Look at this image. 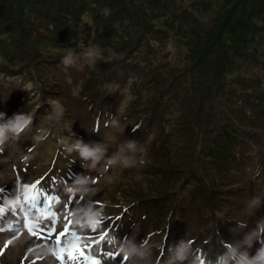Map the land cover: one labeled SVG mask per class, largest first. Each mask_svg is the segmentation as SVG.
<instances>
[{
    "label": "rangeland",
    "instance_id": "1",
    "mask_svg": "<svg viewBox=\"0 0 264 264\" xmlns=\"http://www.w3.org/2000/svg\"><path fill=\"white\" fill-rule=\"evenodd\" d=\"M58 1L0 0V21L7 13L16 18L7 19L0 26L7 28V21L16 22L10 35L26 49L23 40L27 34L21 27L25 25L24 30L38 27L31 16L38 19L43 16L48 23L46 27L49 26L46 31L51 33L52 15L62 13L60 20L68 23L69 30L83 34L77 40L96 46L107 59L102 61L94 54L88 58L93 66L86 67L85 58L72 51L69 64L45 71L39 82L46 96H54L47 98L52 107L46 103V111L43 107L36 111L35 118H39L28 136L21 132V127L28 119L25 116L32 114L22 112L25 105L18 93L20 82L3 79L0 83V264H69L67 257L76 248L87 249L93 243L96 247L91 259H98L100 264H193L196 259L203 264L204 247L210 255L216 253L206 241L195 242L199 244L185 252L183 261L170 256L159 262L158 248L141 239L145 233H151L150 240L156 239L154 232L160 226L147 219L155 212L146 201L138 203L142 209L139 215L147 213L139 227L132 226L138 220L129 218L124 228H120L128 231L125 235L113 237L111 230L108 238L103 239L115 216L113 211L120 210L116 207L120 203L116 199L117 191L135 200L148 196V189L154 195H165L177 190V183L187 176L195 186L185 193L171 194V199L176 198L175 202L184 204L188 212L197 214L201 220L219 218L231 204L230 220L224 229L234 243H242L245 234L264 217V188L254 184L243 171L231 169L234 161L229 160L234 156V146L242 139L238 123L243 129L255 130L248 132L254 142L248 147L251 151L259 148L258 155L264 156V120L260 117L264 110V36L259 43L249 41L254 32L264 33V0L248 1L252 15L245 12L244 5L232 13L233 5L244 0H96V3L87 0L88 5L77 16ZM67 1L76 9L81 5L75 0ZM41 9L46 11L45 15ZM236 15L251 24V32L242 21L232 24L226 20ZM167 16L174 22L168 26L160 22ZM181 20L187 23L188 30L175 37ZM222 22L231 28L229 32L218 30ZM127 23L132 26L129 30L125 29ZM163 29L169 30L168 35H162L166 33ZM7 41L10 43V39L2 43ZM77 47L79 51L84 49ZM128 51L136 57L131 61L141 65V73L128 72L120 78L115 60ZM226 53L232 56L230 60L224 59ZM225 65L230 73L224 72ZM32 75L35 79L36 72ZM253 84L258 92L262 90L257 97L250 93ZM24 86L27 93L36 92L31 82ZM53 90L55 93H51ZM81 92L86 98H81ZM167 93L173 94L170 102ZM108 102H116V112L111 106L107 110L109 117L122 120L119 134L114 137H111L113 130L104 125L106 118L101 105ZM128 113L132 114L131 118L141 117L151 128L144 131L140 125V130L132 131L138 122L126 119ZM55 118L65 133L63 145L69 146L75 139L82 141L72 151V160L62 166L68 167L63 178L52 177L40 183L38 187L42 186L46 195L30 202L34 195L31 186L41 180L44 171L34 167L39 148L33 150L34 137L30 133L48 134L47 138L52 139L54 128L47 130L46 126ZM152 121L154 124H150ZM220 128V138L231 134L233 143L219 145L215 138ZM128 133L134 139L130 148L120 142ZM53 149L50 140L38 157L51 155ZM219 156L225 157L223 166ZM230 170L235 180L229 175ZM235 185L243 189L236 190L237 194L227 191ZM256 197L260 198V205L250 208V201ZM51 220L57 221V233L67 226L75 235L58 237L45 232L49 238L43 247L30 251L33 237L23 230L18 237L19 231L31 226L50 227ZM186 220L178 234L185 239L193 238L190 232L199 231L194 226L196 219ZM240 224L246 227L240 228ZM257 247L258 244L249 251L254 255ZM130 248L139 249L144 255L131 260L122 256L121 250ZM61 255L65 256L63 262L59 259ZM79 264L88 261L80 260Z\"/></svg>",
    "mask_w": 264,
    "mask_h": 264
},
{
    "label": "trees",
    "instance_id": "2",
    "mask_svg": "<svg viewBox=\"0 0 264 264\" xmlns=\"http://www.w3.org/2000/svg\"><path fill=\"white\" fill-rule=\"evenodd\" d=\"M248 1L249 0H244V2L241 1L239 4L233 5L232 11L233 10L234 11L233 12L230 11V12L235 13L236 12V8H239L240 5H244L245 12L249 13V11H248V9H249L248 8L249 7L248 6L249 5ZM91 2L96 3V0H90V3ZM58 3H64L63 8L68 9L69 11L72 12V15H76V16L81 11V9H83V6H87L88 5L87 0H75L76 4L81 3L79 9H76L75 5L71 1L68 2L67 0H59ZM150 7L151 6H149L148 8L150 10H152L153 8L152 7L150 8ZM160 7L163 9L162 5ZM1 11H2V3H0V16H1ZM40 12L43 15L46 14V11H44V10H42ZM162 14H163V16L166 15V13L163 12V11H162ZM249 14L252 15L251 13H249ZM10 15H13V14H11V13L10 14H8V13L5 14L4 18H2V20L0 21V24L5 23V21L7 19H16V18L10 17ZM62 16H63L62 13H54L52 15L53 21L52 22L49 21V24L51 26H53V28L51 29V33H49L48 31H46V30L49 29V26L46 27L47 24H48V23L45 22L46 19L43 16H40L39 19H38V18H36L35 16L32 15L31 16L32 21L35 22L36 26H38V27H36V30H33L32 26L30 28L25 29V30H24V26L25 25L21 27V30L23 32L25 31L26 34H27L26 37L23 40L24 43L27 46L26 49L23 48L22 45H19V43H16L14 40H12V37L10 35V33L14 32V31H11V30L15 27L16 22H14L13 20L12 21H7V23H6L7 28L5 26H3V27L0 26V44L2 43V41L10 39V43L7 41V42H3L0 45V58L4 62V64L7 65V63L10 64V63H16V62L21 63V61H20L21 57L25 56L30 61H34V63H38L39 62L41 64V67L38 68L39 69L38 72H39L40 76L43 75L45 70H47L46 67L48 66V64H49V62L51 60L50 52H52L53 50H58L60 48L54 42V39H58V40H63L64 39L63 42H65L66 39L71 40L73 38L72 32H70L68 30L69 28L67 27L68 23L66 21L62 22L60 20V17H62ZM226 20H228V22L231 21L232 24H233V22H236V23L238 22V24H240L241 21H242V24H247V31L251 32V26H250L251 24L248 21H245L244 19L243 20L239 19V17L237 15L234 16L233 18L231 17L230 19H228L226 17ZM60 21H61V23H59ZM160 22H161V24L165 23L167 26L169 24H173L174 23L172 21H169V17L168 16L165 17V19L161 20ZM185 24H187V23L182 21V20L178 21V25H180V29H178L177 31L174 32V36L175 37L182 36L181 33L185 32L184 30H188V28H187L188 26L187 25L185 26ZM31 25H34V24L31 23ZM39 27H41V28H39ZM130 27H132V26L129 23H127L125 25V29H127V30H129ZM230 29L231 28L226 23H223V22L220 24V27H218V30L221 31V32H229ZM163 30H166V33L162 34V35H168L169 30L168 29H163ZM155 33H157V31H155ZM142 36H145V35H142ZM251 36H252V38L249 39V41L251 43H255V42L259 43L258 40H260L262 38V36H264V33H255L254 32V35H251ZM129 39H131V38H129ZM137 40L140 41V39H137ZM11 43L13 44V46L9 45ZM234 55L237 56V52H235ZM133 57L136 58L134 55H133ZM231 58H232V56L229 53H226L224 55V59L225 60L226 59L230 60ZM135 64H136V62H135ZM139 65L140 64H136V66H139ZM237 65L239 66V62L238 61H237ZM226 68H227V66L225 65L223 70H225ZM224 72L225 73H230V71H227V70H225ZM117 73H119L118 77L123 78L125 73H128V69L126 68V66H123L122 69L120 70V72H117ZM250 88H251V86H248V92H250L249 91ZM260 91H262V90H259V92ZM259 92H258L256 86L254 85L253 89H252V91L250 93L252 94V97H257L256 94H258ZM262 92H264V91H262ZM239 97H242V96H239ZM250 97L251 96L244 97V98L249 99ZM257 100H258V102L260 101L259 99H257ZM262 101L264 102V100H262ZM260 117L264 120V110H262V114H261ZM262 124H264V122H262ZM230 136H231V134H228V135L224 136L223 138H220L221 137V128H220L219 133L216 135L215 139H217V142H219L220 143L219 145L222 147L224 144H230V143L234 142L235 139L230 137ZM218 153H219V151H217V154ZM258 154H260V153H258ZM219 161H220V166H223L222 164L225 161V157L224 156H219ZM194 186H195V183L191 182L190 178L187 176L183 180H180L177 183V185L175 187V188L179 187L177 190H175V191H173L171 193H167L165 195L157 196L156 199H160L161 200V205H162V211L159 213V216L163 217L165 214H167L169 221H170V219H172L174 217L175 218L181 217L183 211L185 210V205L182 204V203H179L178 201L175 202L176 198L171 199V194H177L178 191H181V192L185 193L187 190L193 188ZM206 202L208 203V200H206Z\"/></svg>",
    "mask_w": 264,
    "mask_h": 264
},
{
    "label": "clouds",
    "instance_id": "3",
    "mask_svg": "<svg viewBox=\"0 0 264 264\" xmlns=\"http://www.w3.org/2000/svg\"><path fill=\"white\" fill-rule=\"evenodd\" d=\"M105 14L107 15V10H105ZM65 64L70 63V58H65ZM30 117L25 123L30 122ZM85 155H92V153L84 152ZM260 205V198H253L250 203V208H255ZM246 227L245 224H240V228ZM259 245L256 248L255 254L253 255L249 250L253 248L255 245ZM225 251L220 253L216 259L214 264H264V217H261L257 222L256 226L251 229L250 232L245 234L242 243H234V242H225ZM190 247L189 244L181 243L180 249L177 250L176 259L183 261L186 259L185 251ZM122 256H127L130 260L136 256H143L144 253L139 249L130 248V249H122ZM193 264H201L199 259L193 261ZM207 264V261L204 262Z\"/></svg>",
    "mask_w": 264,
    "mask_h": 264
},
{
    "label": "snow or ice",
    "instance_id": "4",
    "mask_svg": "<svg viewBox=\"0 0 264 264\" xmlns=\"http://www.w3.org/2000/svg\"><path fill=\"white\" fill-rule=\"evenodd\" d=\"M34 195L30 198V202L33 200H36L41 195H46V190L41 186L38 189L33 188ZM50 227L40 226L41 232H51L53 235H56L58 237H64L66 234L75 235L71 232H69L68 227H64L62 230H60L58 233L55 231L57 227V221L51 220L49 221ZM2 230V229H0ZM98 231V230H97ZM83 239V237H81ZM97 238L94 237L93 240L95 241ZM106 242V241H105ZM57 243H60V240L58 239ZM96 247V244L93 243L92 245H89L87 249L85 247H78L75 249V251L67 257V260L69 261V264H79L80 260L88 261V264H100V261L98 259H91L95 255L94 249ZM59 259L63 262L65 260V256L61 255ZM126 260L127 257H124Z\"/></svg>",
    "mask_w": 264,
    "mask_h": 264
},
{
    "label": "bare ground",
    "instance_id": "5",
    "mask_svg": "<svg viewBox=\"0 0 264 264\" xmlns=\"http://www.w3.org/2000/svg\"><path fill=\"white\" fill-rule=\"evenodd\" d=\"M63 123H65V120H63Z\"/></svg>",
    "mask_w": 264,
    "mask_h": 264
}]
</instances>
